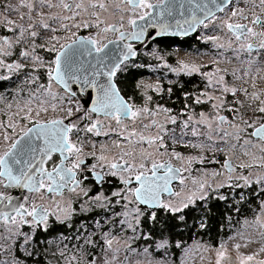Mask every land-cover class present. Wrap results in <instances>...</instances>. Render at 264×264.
Returning a JSON list of instances; mask_svg holds the SVG:
<instances>
[{
    "label": "snow or ice",
    "instance_id": "snow-or-ice-1",
    "mask_svg": "<svg viewBox=\"0 0 264 264\" xmlns=\"http://www.w3.org/2000/svg\"><path fill=\"white\" fill-rule=\"evenodd\" d=\"M22 9L27 23L17 24L10 16L23 21ZM0 15L12 34L0 36V82L14 86L0 92L12 113L0 122V264H44L49 252L57 264H264V0H19L0 5ZM200 30L214 70L171 67L148 48ZM142 49L162 61L154 68L200 76L203 86L133 85ZM177 95L178 111L166 106ZM193 105L212 113L197 115ZM178 145L200 155L186 157ZM193 164L204 166L203 178L188 187ZM220 202L239 214L227 223L229 239L241 242L188 243L185 232L212 229ZM245 204L253 215H243ZM93 212L106 214L99 231L76 226L74 217ZM53 232L60 235L50 240ZM252 243L258 250L241 254Z\"/></svg>",
    "mask_w": 264,
    "mask_h": 264
},
{
    "label": "flooded vegetation",
    "instance_id": "flooded-vegetation-1",
    "mask_svg": "<svg viewBox=\"0 0 264 264\" xmlns=\"http://www.w3.org/2000/svg\"><path fill=\"white\" fill-rule=\"evenodd\" d=\"M11 17V16H10ZM4 19L3 15H0V22H2ZM24 22L26 23L27 22V18L24 19ZM74 31H77L78 34H81V35H87V30H74ZM12 34L11 33H8L6 31V27L5 26H0V36H11ZM198 35V32H195L193 34H191L190 36L188 37H180V38H176L178 39V41H184V40H193L196 44H198V38H196V36ZM204 44V43H202ZM206 45V44H205ZM197 47V46H196ZM148 48L151 49V48H155V43L154 41L152 42H149L148 43ZM175 48H178V49H181L182 51H185V52H191L190 50H185V49H182L181 46H176ZM174 48V49H175ZM199 48H205L204 46H199ZM147 51V49H142L141 50V53H140V59L143 61V63L145 64V67L143 68H140V69H135L133 70V75L131 77V81H132V84L135 85L138 81H141L143 80V82L145 84H155L157 82V79L158 78H161L163 79L164 81V85L165 86H168L167 85V80L168 79H171V80H177V79H180V80H191L192 83L190 84L189 86V91H195L196 89L194 88V85H201V87L203 86V83L204 81L202 80V78L200 76H193V77H187V76H180V77H176L174 73L170 72L168 69L166 68H154V66L156 64H159V63H162V61H157V60H154L153 58L149 57V56H145L144 55V52ZM159 54H161L159 51H158ZM173 54L175 55V51H173ZM162 55V54H161ZM167 62L170 64L171 67H176L174 65V63H177V59L176 57L174 56L173 58H171L170 60L167 58L166 59ZM208 69V67L206 69H204L203 71H206ZM213 70V67H211V65H209V71ZM165 73H167V76L165 77ZM10 85H11V82H0V92H3L5 91L7 88H10ZM258 87L259 88H264V83H260L258 84ZM182 99V97H180ZM173 100L175 101V103H173L172 100H169L167 102V105L166 106H169V107H173L175 108L177 111L180 109V107H182V104H181V101L180 99H178L177 97H174ZM2 102V100H0V103ZM195 106V105H194ZM198 109L201 108L203 110H206L208 109L209 107H211L210 105H197ZM52 113V112H51ZM54 114V116L58 115L56 113H52ZM222 115H226V116H231L230 113H227V112H222ZM4 115H1L0 119L3 118ZM53 117V116H52ZM51 118V117H50ZM191 139V137H189ZM93 139H99V140H104L105 138L103 137H100V138H93ZM3 147V146H1ZM100 145L98 144L97 145V150L99 149ZM89 149L86 148L85 151L87 152ZM177 150L180 151L184 156H192V157H196L198 155H200V152L198 149H194V148H191V147H183V146H177ZM210 155V154H209ZM218 158L219 159H223L224 158V155L223 156H220V154H218ZM204 166L203 165H199V164H193L192 165V172L189 176V182H188V187H192L190 181L193 180V179H202L203 178V172L200 170L202 169ZM211 167V166H209ZM216 168H219V165L218 166H215ZM109 189L112 187V186H108ZM175 188L177 191L180 190L179 188V185L176 184L175 185ZM222 191H228L227 189H223ZM239 191V190H237ZM64 198L67 200V199H72L75 203L74 206H76L77 208H79V199L77 198V196L75 194H72V193H65L64 194ZM81 198H82V194H81ZM39 202V201H38ZM211 204L214 205V203H217V201L215 200H212L210 201ZM222 203L223 206H225L226 210L224 211L223 213V219L219 221L221 222L222 225H228L227 221H228V217L231 213V206L226 204L225 202H220ZM254 207V204L253 205H247L245 204L243 206V215H246V216H251L253 215L252 211H251V208ZM212 213H210L211 215ZM104 215H106L105 213H97V212H93V213H90V214H82V215H77L76 217H74V220L77 222L76 226L77 227H80L81 224H84L88 231H92L93 230V226L92 225H96L94 226L95 227V230L99 231L98 227H97V221H103L104 219ZM239 214L237 213H231V216H232V223L235 224V219L236 217L238 216ZM58 228H60L59 225H57ZM24 231H29V229L27 228V226H25L24 228ZM61 231L63 232H66L69 236H72L74 235L75 233L72 232L71 230L69 229H61ZM226 237L224 240H226L227 242L228 241H232L234 239H229V237H232L235 235L234 232H232V229H229V232L226 233ZM43 235V233L41 234ZM60 235L59 232H53L51 235H49V239H55L56 237H58ZM197 239H201V238H197ZM236 240L239 239L238 237L235 238ZM194 240H196V238H194ZM205 240V239H203ZM66 243H74V241H65ZM44 246L43 244L40 245V247ZM73 251H75V249H73ZM232 254H235V251H233ZM51 256V255H47L45 258H44V261H46L48 259V257ZM53 262L55 261L54 258L51 259ZM49 264H51V262H49ZM54 264H56V262H54ZM63 264V262H62Z\"/></svg>",
    "mask_w": 264,
    "mask_h": 264
},
{
    "label": "trees",
    "instance_id": "trees-1",
    "mask_svg": "<svg viewBox=\"0 0 264 264\" xmlns=\"http://www.w3.org/2000/svg\"><path fill=\"white\" fill-rule=\"evenodd\" d=\"M7 0H0V5H4L6 3ZM10 3L17 5L16 3L19 2V0H9ZM26 11L27 9H22L21 10ZM20 16H18V13H12L11 14V18L15 19ZM25 18H27L25 16ZM39 17L34 16L33 19H38ZM84 31V30H83ZM155 43V48L157 49V51H159L166 59L168 58L169 60L171 58H173L175 55L173 54L174 48L176 46H181L182 49L185 50H190L191 52H198L200 51V49L198 47H196V43L193 40H184V41H178V39L176 38H172V37H162L160 39H157L156 41H154ZM184 84H185V88L189 91V86L192 83L191 80H183ZM177 98L180 99V101L182 100L179 95H177ZM195 107H197V105H195ZM217 203H214V205H216ZM226 210L225 206L222 205V203H219L218 207H215L213 209V212H211V216L213 217V227L212 229L207 233V234H201L200 237L196 236L195 231L194 232H185L184 235V239L186 241H188V243L192 242L194 240V238H201L203 241L210 243L212 245H218L220 242H227L225 239L226 237V233L229 232L230 228L228 225H222L221 222L219 221L223 219V213ZM210 215V213H209ZM93 229H95L94 226L96 225H92ZM232 232H234V230L232 229ZM44 246L41 247V249H43ZM47 255H51V252H49ZM177 255L179 256V252L177 251ZM52 258L55 259L54 262H56L57 264V259L58 257H54V256H49L48 259L46 261H44V264H49V262H51V264H54V262L51 260ZM62 264V262H61Z\"/></svg>",
    "mask_w": 264,
    "mask_h": 264
},
{
    "label": "rangeland",
    "instance_id": "rangeland-1",
    "mask_svg": "<svg viewBox=\"0 0 264 264\" xmlns=\"http://www.w3.org/2000/svg\"><path fill=\"white\" fill-rule=\"evenodd\" d=\"M8 2H10V1L7 0L6 3H8ZM18 3H16V4H18ZM13 5H15V4H13ZM46 11H50L51 13H55V12H57L59 10L58 9H51V10H46ZM23 13H25V16H26V13L27 12L26 11H23ZM18 16H20L19 13H18ZM12 20H14L17 24H19V23H25L24 20L22 21L19 17L15 18V19H12ZM68 23H71V22L69 21ZM74 30H76V29H74ZM78 30L80 31V30H85V29H78ZM202 31L203 30L198 31V35L196 36V38H198L201 35V32ZM87 34H88V30H87ZM197 41H198V44H196V46L198 48H199V46H204L205 47V48H199L200 51H198V52H185V51H182L181 49H178V48H175L174 49V51H175V57L177 59V63H174V65L176 67H178L179 66L178 62L183 61V62H187V63H195L197 65H207L208 69L206 71H209V65H211V67H213V70H214L217 67V65H215L213 63V60L215 59V56L213 54V48H212V46L210 44H206V45L205 44H202L203 42L199 38H198ZM219 67H221V68H228L229 71H231V68L234 67V64H228V63H225V62H221L220 65H219ZM206 68H202V70H204ZM227 78L229 80H231V77L230 76L227 77ZM11 91H14V86H11L10 88H7L5 91H3V93L6 96H8V93L11 92ZM8 98H9V100L11 99L10 96ZM197 107H195L193 105V108L196 110L197 115H198V113L200 111H205V112H208V113H212L211 107H209L206 110H203L201 108L198 109ZM200 107H201V105H200ZM221 114H222V112H221ZM1 115H4V116H3V118L0 119V122L5 123V124L9 121V119H10V117L12 115V113L7 109V104L5 103V101H2L0 103V117H1ZM45 115L47 117H49V118L52 117V116H54V114H52L51 112H49V113H47ZM1 146H3V145H0V147ZM223 155L224 154H220V156H223ZM234 162L235 163H238L239 161H234ZM216 166H218V165H216ZM256 239L258 241L259 238L257 237ZM196 240H193L190 243H193ZM237 242H241V240L240 239H237V240L234 239V240L228 241L226 243L229 246V248L231 249L232 248V245H234V243H237ZM258 247H259V244L258 243H252L251 245H249L247 247H242L239 251L241 252V254H251L253 251H257L258 250ZM233 255H235V254H233ZM208 256H209V254H206V257H208ZM210 258L214 259V257H210ZM257 259H264V255L257 256ZM205 264H207V259L205 261Z\"/></svg>",
    "mask_w": 264,
    "mask_h": 264
},
{
    "label": "water",
    "instance_id": "water-1",
    "mask_svg": "<svg viewBox=\"0 0 264 264\" xmlns=\"http://www.w3.org/2000/svg\"><path fill=\"white\" fill-rule=\"evenodd\" d=\"M193 34V33H192ZM190 36V35H189ZM167 37H172V38H180V37H182V36H167ZM186 37H188V36H186ZM162 38V37H161ZM185 38V37H184ZM158 39H160V38H158ZM149 42H152L151 40L149 41ZM148 42V43H149Z\"/></svg>",
    "mask_w": 264,
    "mask_h": 264
}]
</instances>
